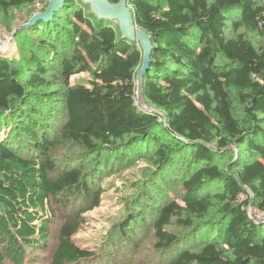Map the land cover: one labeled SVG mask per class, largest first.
<instances>
[{"label":"trees","instance_id":"obj_1","mask_svg":"<svg viewBox=\"0 0 264 264\" xmlns=\"http://www.w3.org/2000/svg\"><path fill=\"white\" fill-rule=\"evenodd\" d=\"M37 1L0 0V11ZM76 2L13 34L30 42L17 52L27 78L0 53V264H36L30 250L46 248L52 205L74 211L89 202L75 211L80 218L101 197L88 173L138 156L157 173H181L180 200L152 197L162 196L153 247L167 255L157 264H264V220L255 216H264V0H128L151 36L142 95L157 112L136 104L140 47ZM46 68H59L61 88H44ZM80 72L87 82H71ZM62 143L82 152L59 168L51 150ZM134 219L113 237L132 239ZM173 222L186 231L168 230ZM77 230L60 226L51 264H117L109 252L78 247ZM199 235L196 249L183 247Z\"/></svg>","mask_w":264,"mask_h":264},{"label":"rangeland","instance_id":"obj_2","mask_svg":"<svg viewBox=\"0 0 264 264\" xmlns=\"http://www.w3.org/2000/svg\"><path fill=\"white\" fill-rule=\"evenodd\" d=\"M47 1L38 0L32 5L12 8L6 14L0 11V53L6 54L11 60V65L19 68L18 73L21 79L27 78L31 72H28L25 66L21 67L23 65L22 60L18 61L17 52H24L30 42H28L26 34L22 36L25 38L23 40L19 36L15 38L13 32L15 27L27 20L32 13L42 10ZM76 4L85 11L90 9V5H84L82 1L76 2ZM65 13V11H62L61 16H64ZM62 25L68 28L65 22ZM232 28L229 26L227 32L230 33ZM239 31L244 30L239 28ZM246 35L256 40L251 33L246 32ZM43 75L48 81L47 85H44L45 89L61 88L62 78L60 77L59 68H46ZM89 78V73L80 72L73 74L70 81L85 84ZM237 149L241 152L245 147L240 146ZM81 152L80 149L71 146L69 143H62L51 150L52 157L59 168L67 166L68 160L77 159ZM231 155L224 157L222 163H228L231 160ZM109 161L99 174L94 171L88 173L93 189L95 185L102 186L98 206L83 212L79 218L76 217L75 211L80 207H85L89 202L85 206L79 202L82 206L75 208L74 211L73 209L66 211L58 205H52L55 214L50 216V232L46 240V248L35 249V251L30 250L35 258L34 260L38 259L36 264H51L50 256L57 245L59 228L67 222L78 226V230L73 235V241L78 247L96 252L97 257L109 252L108 259H115L117 264H157L161 258L164 259L167 256L166 253L161 255L153 247V220L155 219L156 208L161 205L158 200L162 196H156L157 201L152 197L161 192L166 193L165 197H168V199L174 197L175 201L180 200V171L178 173L176 171L169 172V168L167 171L169 173H157L154 164L149 159L140 156L128 165L120 166L119 162H113L111 159ZM75 163L74 165L78 164L77 160H75ZM84 164L87 167L85 170L90 169L91 162L88 158ZM95 176L96 178H94ZM249 211L254 212L252 207ZM133 217H135L134 222H129V228L134 230V237L127 241L119 238V234H115L113 237L115 227L120 223H126ZM166 228L179 235L186 231L174 222ZM201 238L202 235L197 238L192 237L183 244V247L195 243L192 247L190 246V249H196ZM5 264H12V262L6 260Z\"/></svg>","mask_w":264,"mask_h":264},{"label":"water","instance_id":"obj_3","mask_svg":"<svg viewBox=\"0 0 264 264\" xmlns=\"http://www.w3.org/2000/svg\"><path fill=\"white\" fill-rule=\"evenodd\" d=\"M72 1L73 0H48L46 6L42 10L35 11L27 18V20L18 24L15 27L13 34H15L18 30L31 27L39 21H50L56 11ZM79 1H82L85 5H90V12L95 17L116 22L119 26L121 38L134 41L140 47L143 57L141 68L137 71L135 79L136 104L149 111L157 112V109L148 107L145 104L142 95V76L148 67L153 49L151 36L144 30L137 27L128 6V0H119L117 3H111L108 0Z\"/></svg>","mask_w":264,"mask_h":264},{"label":"built area","instance_id":"obj_4","mask_svg":"<svg viewBox=\"0 0 264 264\" xmlns=\"http://www.w3.org/2000/svg\"><path fill=\"white\" fill-rule=\"evenodd\" d=\"M249 210H251V209H249ZM255 212V211H254ZM255 216L257 217V218H262V219H264V216L262 215V214H260V213H256L255 212Z\"/></svg>","mask_w":264,"mask_h":264}]
</instances>
